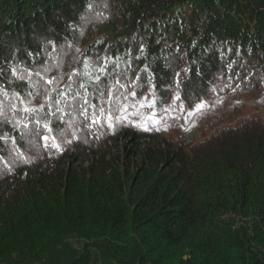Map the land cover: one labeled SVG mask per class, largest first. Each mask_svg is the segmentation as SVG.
<instances>
[{
  "label": "trees",
  "instance_id": "trees-1",
  "mask_svg": "<svg viewBox=\"0 0 264 264\" xmlns=\"http://www.w3.org/2000/svg\"><path fill=\"white\" fill-rule=\"evenodd\" d=\"M109 1L0 0V85L27 98L18 63L56 77L68 98L57 105L50 92L34 118L55 134L79 130L71 143L57 135V151L23 111L7 113L20 126L0 123L15 141L0 139L11 165H0V264H264V123L194 142L163 127L88 128L78 110L83 96L122 97L124 72L160 96L179 86L189 105L221 70L241 81L237 57L264 86V0ZM44 100L41 90L32 103ZM13 149L24 154L15 162Z\"/></svg>",
  "mask_w": 264,
  "mask_h": 264
},
{
  "label": "rangeland",
  "instance_id": "rangeland-1",
  "mask_svg": "<svg viewBox=\"0 0 264 264\" xmlns=\"http://www.w3.org/2000/svg\"><path fill=\"white\" fill-rule=\"evenodd\" d=\"M107 2L108 1L105 3ZM109 2L115 4L113 0ZM97 23L98 22H93L91 27H97L96 29L99 31L101 28ZM244 61L245 59L237 57L234 59L233 64V68L236 67L240 69L239 78L241 81L228 78L225 74L223 75V70H221L220 73L214 75L213 79H215V81L213 80L206 89L204 97L197 101H193L189 105L182 100L180 92L182 88H179V86L176 88L171 86L169 91H165L164 95L160 96L157 91L150 86H145L147 88L145 89L143 85H135L132 82V76L124 72V76L127 80L125 82H128V85L123 87L125 91L121 98L127 96L128 93L132 91L136 92L134 98L129 97L127 100L128 104L137 105L136 108L128 109V121L146 122L149 113L154 112L157 118L163 116L164 120V123L156 124L154 125L155 127L165 128L167 135L172 137H179L180 134H185L194 142L206 140L224 127H236L247 120L264 123V86L261 81H258L255 77L250 75V73L248 74L247 68L243 70V68L246 67ZM153 93L156 97L155 106L153 108H139L138 105L142 97L147 96L148 100L151 101ZM177 94L180 97L179 100L175 99ZM201 101H205L208 104L203 111L198 112L194 116H188L187 119L182 118ZM180 104L184 106V113L177 112L165 115L162 112V109L169 108V106L178 108ZM114 114H116V110ZM120 115H123V113ZM173 115L180 116L181 118L173 119ZM126 124L136 127L135 123ZM149 125L151 124L149 123ZM70 138L71 135H66L65 140H69Z\"/></svg>",
  "mask_w": 264,
  "mask_h": 264
},
{
  "label": "snow or ice",
  "instance_id": "snow-or-ice-1",
  "mask_svg": "<svg viewBox=\"0 0 264 264\" xmlns=\"http://www.w3.org/2000/svg\"><path fill=\"white\" fill-rule=\"evenodd\" d=\"M93 7L92 3L88 4V8L91 9ZM53 49L55 50V45L53 44ZM79 51V49H77ZM31 56V53L29 54ZM47 70V69H46ZM101 71H104L102 68ZM144 71H147V66L145 67ZM185 72L188 70L185 69ZM11 75L14 79L19 80L25 84H27L32 91L27 92V98L22 97L20 93L12 91L9 92L6 88H4L3 85H0V123H11L12 127H18L20 126L21 122H13L8 119L7 113H17L19 111H23L24 113L28 114L29 116L33 117L34 123L38 126L39 131H37L36 128L28 129V125H24V127L28 130L29 133L38 135L42 141H44V146L47 148H55L57 151H63V148L61 147V144L57 142V135L60 137H63L65 135H71L73 139H79V136L77 135L78 129L71 128L70 125H68V122L65 121L66 125H68L64 131L55 134L53 133V129L51 127V122H41L40 120H35L34 115L40 111H43L44 108L47 106H51L50 102L52 101V96L50 95V92L55 91L57 95L60 97L59 100H56L55 103L59 105L60 103L64 102L66 98H68V86H65L63 90H59L58 80L56 77L46 78L44 77L40 72H32L31 69L23 68L21 64H17L10 68ZM179 75V73H177ZM33 76L39 77V79L34 80ZM96 81L100 80L99 76L95 77ZM119 83V82H117ZM81 87H84V85H81ZM121 87H126L124 85H121ZM41 90L44 92V103L33 105L32 101L34 100L35 96L40 95ZM79 93L72 96L71 99L75 100L76 96H78ZM99 96L103 97L104 93H99ZM136 92L132 91L128 93L127 96H124L121 98L120 96H114L109 91V95L102 101L99 102V104L90 103L87 96L81 97L83 100V104H80L78 106V110L83 116L84 120L87 121L86 127L92 128L97 125H101L102 123L106 122L107 126L111 129L112 134H115L116 132V126L117 124H123V123H135V126L137 128H142L144 131H160V127H150L149 123L152 125L161 124L164 123L163 116L157 118L156 113L152 112L149 113V115L146 118V122L141 121H134L129 122L127 112L129 108H136V104H128L127 100L129 97H135ZM176 100H179L180 97L177 94L175 97ZM7 101V111L5 108V102ZM156 103V97L153 93L152 100L149 101L147 96L142 97L141 102H139V108H153ZM116 105V114L113 112V107ZM208 104L205 101H201L199 104L195 105L194 108L189 110L186 115H184L182 118L187 119L188 116H194L198 112L203 111L205 107H207ZM184 106L183 104H180L178 108H172L169 106V108L162 109V112L165 115H168L169 113H184ZM57 113H60L61 115L57 116ZM123 113V115H120ZM139 114V113H138ZM53 116H55L59 120H63L64 115H68V113H65L64 110L60 107L56 108V112L52 113ZM173 119L181 118L180 116L173 115ZM182 127V126H181ZM41 133H47V134H41ZM0 139H4L7 143H15L13 137H0ZM65 143H71V140H65ZM87 142V141H85ZM13 162H15L16 158H22L23 152L19 151V149H13ZM24 163H30L31 161L28 159H24ZM0 165H3L5 168H10L11 165H9L6 161L3 160L2 157H0Z\"/></svg>",
  "mask_w": 264,
  "mask_h": 264
}]
</instances>
